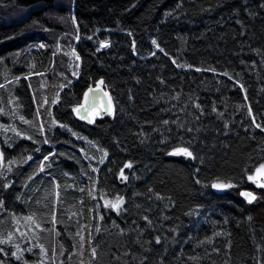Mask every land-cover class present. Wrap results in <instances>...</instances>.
Segmentation results:
<instances>
[{
	"label": "trees",
	"instance_id": "1",
	"mask_svg": "<svg viewBox=\"0 0 264 264\" xmlns=\"http://www.w3.org/2000/svg\"><path fill=\"white\" fill-rule=\"evenodd\" d=\"M261 164L264 0H0V264H264Z\"/></svg>",
	"mask_w": 264,
	"mask_h": 264
},
{
	"label": "water",
	"instance_id": "2",
	"mask_svg": "<svg viewBox=\"0 0 264 264\" xmlns=\"http://www.w3.org/2000/svg\"><path fill=\"white\" fill-rule=\"evenodd\" d=\"M112 111L113 104L110 95L104 88L99 87L90 89L84 95L83 104L76 114L81 121L91 123L93 114L103 116L111 114ZM244 193L250 192L245 191L242 193V197L248 200V198L243 195Z\"/></svg>",
	"mask_w": 264,
	"mask_h": 264
},
{
	"label": "rangeland",
	"instance_id": "3",
	"mask_svg": "<svg viewBox=\"0 0 264 264\" xmlns=\"http://www.w3.org/2000/svg\"><path fill=\"white\" fill-rule=\"evenodd\" d=\"M59 50H60V46H59ZM67 58L68 59L66 60V64L68 65L69 69H71V71L75 69V71H76V68L78 66V60L76 59L74 54H71ZM64 75H65V73H64ZM93 116H94V114L92 115V121H93ZM175 154H184V153L182 151H177ZM252 177H253L252 180L249 179L251 181V183L257 188L264 189V187L260 186L261 184H264V171H261L260 173H257L255 171L254 174L252 175ZM220 185H225V184H220ZM228 188H229L228 185H225V187H214V190H216V192H223V191L228 190Z\"/></svg>",
	"mask_w": 264,
	"mask_h": 264
},
{
	"label": "snow or ice",
	"instance_id": "4",
	"mask_svg": "<svg viewBox=\"0 0 264 264\" xmlns=\"http://www.w3.org/2000/svg\"><path fill=\"white\" fill-rule=\"evenodd\" d=\"M78 111V110H77ZM165 123H167V121H165ZM259 127V125H258ZM180 151H182L184 154H186L187 156H192V153L191 152H188L187 149H181ZM127 167H131V165H127ZM261 171H264V164H261L257 169H256V172L257 173H260ZM123 175V174H122ZM248 179L252 180L253 177L252 176H249ZM261 187H264V184H261L260 185ZM213 187H225V185H220V184H214ZM243 195H245L249 202L251 203L253 200L256 199V197L252 194V193H244ZM123 201H118L117 203H122ZM110 203V202H109ZM113 207H117V205H111ZM145 220H147V217H145ZM157 243H159V239L157 238ZM0 251H2V249H0ZM93 252V255L95 256V249L92 250Z\"/></svg>",
	"mask_w": 264,
	"mask_h": 264
}]
</instances>
